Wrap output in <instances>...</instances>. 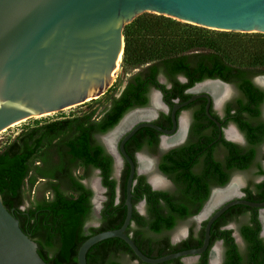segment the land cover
<instances>
[{"label":"trees","instance_id":"1","mask_svg":"<svg viewBox=\"0 0 264 264\" xmlns=\"http://www.w3.org/2000/svg\"><path fill=\"white\" fill-rule=\"evenodd\" d=\"M184 27L181 22L155 14H144L135 19L124 29V62L140 69L128 79L120 97L112 95L110 106L100 115L93 110L23 131L0 151L3 204L10 212L14 211L21 229L37 243L38 253L47 264H78L79 249L87 239L123 225L127 214L125 199L129 165L126 162L121 179L116 180L113 177V156L101 137L113 130L129 111L149 106L151 90H160L165 102L172 103L177 99H189L191 95L186 91L196 84L219 79L240 88L243 98L248 101L246 106L243 104L248 114L253 117L259 115L257 106L264 102V92L254 85L250 77L264 75V67L236 66L223 54L222 36L209 37L204 34V28L195 27L200 30L193 32L184 31ZM253 35L264 42V34ZM258 55L256 59L264 62V51ZM160 76L166 83L160 82ZM241 115L237 113L234 122L239 121ZM244 122L240 126L247 128L248 132L251 124ZM158 135L160 133L154 129L143 128L126 143L125 149L135 163L133 150L138 146V149L142 148L147 138H152L154 143ZM248 142L250 146L257 145L261 139L253 135L248 137ZM226 144L237 147L232 143ZM194 157L187 153L178 157L173 149L158 161V172L169 177L174 184V190L170 192L153 190L146 176H135L134 212L127 233L148 257L160 258L199 248L203 244L207 222L199 230L192 222L186 239L177 244L171 241V234L179 224L190 222L198 215L210 196L212 186L192 170ZM213 166L221 174L220 164L214 163ZM80 167L87 174L99 171L106 189L99 226L87 228L94 217V192L76 176ZM218 173L214 178L215 186H225L228 179L218 180ZM39 180H45V183L42 185L43 193L36 195ZM32 193L34 197H31ZM27 201L29 205L25 207ZM143 201L146 203L145 215L137 210ZM232 210L235 207L214 222L210 246L195 264H209L210 251L220 240L225 246L223 264H264L260 221L254 218L251 225H239L246 244V251L242 253L232 237L233 231L222 229L231 221ZM125 256L138 260L126 242L112 238L94 245L87 254V262L123 264L120 259ZM163 264L183 262L176 259Z\"/></svg>","mask_w":264,"mask_h":264},{"label":"water","instance_id":"2","mask_svg":"<svg viewBox=\"0 0 264 264\" xmlns=\"http://www.w3.org/2000/svg\"><path fill=\"white\" fill-rule=\"evenodd\" d=\"M144 13L172 18L192 29L200 27L225 32L264 34V0H0V132L33 117L59 113L104 96L113 84L119 58V68L122 66L125 52L124 29ZM208 82L220 83L230 88L219 79L198 83L191 91V98L173 107L171 130L152 122L157 117L156 114L153 118L135 122L125 131L116 150H111L105 138L114 133L131 113L148 110L136 108L102 137L118 165L124 160L129 165L125 199L127 214L119 229L98 233L81 245L78 264H88L89 250L112 238L126 242L144 264H163L176 259H183L187 263L197 261L210 246L212 225L231 207L245 205L264 209V202L231 200L242 195L238 188V195L225 200L204 220L207 223L201 247L160 258L145 255L127 233L134 212L135 176L146 172L137 167L129 156L125 149L126 143L143 128L154 129L167 136L173 135L177 129V110L200 98L208 100V116L221 126L209 113L211 100H215L213 93L196 90L197 86ZM156 93L160 94L163 102V94L153 89V96ZM117 174L119 175V170ZM155 175L167 182L160 174ZM149 183L154 190L161 188L155 187L151 179ZM227 189L228 187L215 189L194 219L199 223L204 222L201 217L210 206L215 193ZM13 213L14 211L10 212L4 206L0 195V264H47L38 253L37 243L21 229L20 222ZM187 236L188 228L182 229L174 236L173 242L178 243ZM214 248L216 247L212 251Z\"/></svg>","mask_w":264,"mask_h":264},{"label":"flooded vegetation","instance_id":"3","mask_svg":"<svg viewBox=\"0 0 264 264\" xmlns=\"http://www.w3.org/2000/svg\"><path fill=\"white\" fill-rule=\"evenodd\" d=\"M161 77L164 78L163 76H160L159 77L160 82L166 83V80L165 82L162 81ZM181 79H184V78H180V80ZM250 80L254 83V85L257 88H259L261 91L264 92V75L251 76ZM226 84L230 86L229 95L224 100L218 103L216 100L212 99L210 103V108H209L210 115L213 118H215L221 124V126L217 125L208 116V112H207L208 100L205 98H200L188 104L187 106L182 107L177 110L176 112L177 129L173 135L167 136L159 132L160 135H158L156 139L157 141L154 140V143H152L153 139L147 138L146 140H144L142 148L138 149L139 147L138 146L136 147L135 150H133V154L136 160L137 167H140V161H139L140 157L144 158L145 160L144 159L143 160L145 164L149 166V171L142 170L143 172H146L142 175L146 176L147 182L150 186L151 184L149 183V180L153 176H156L155 174H160L161 176L166 178L167 182L164 184V186H162L160 189L156 191L170 192L174 190V184L172 180L169 179V177H167L166 175L158 172L157 163L160 159L165 158V156L167 155L169 151L175 149L178 157L179 155L182 157L186 155V153L187 155L189 154V155L195 156L192 170L195 173V175H200L206 178L208 184L212 186L209 199L215 189L227 188V187L229 189L232 183L236 179H239V185H237L234 191L235 194L229 198H232L238 195V188H240V192L242 193V195L234 197L231 200L242 199V200H247V201L256 202V203L264 202V102L261 103L259 106H257L259 110V115L255 117L250 116V114H248L247 109L243 106V104L245 106L248 104V101L243 98L244 97L243 92L240 90V88H238L234 84H229V83H226ZM125 87L123 88V90L125 89ZM168 87H170V85H168ZM193 88L188 89L186 93L192 96L193 93L191 91L193 90ZM123 90L119 93V95L115 97L117 98L120 97ZM152 97H153V90H151L149 94V106L142 107V108L148 109L146 111L153 110ZM162 99H163V102L160 97V102L163 108L158 109L157 110L158 112L154 111L153 117L156 116V114H157V117L154 120H152V122L166 130H171L173 128V121H172L173 107L176 104H182L186 102L188 99L184 101L177 99V100H174L172 103L165 102L163 95H162ZM237 113L242 114L241 119L239 121L237 120V122H234L235 120L233 118H237L236 116ZM153 117H149V118H153ZM142 119H148V118H142ZM182 119H184V123H185L184 132L180 139H176L175 142H172L174 138L180 132V129L182 128L181 127ZM244 121H247L248 123L251 124L248 132H247V128L245 130L241 128L240 126V123L245 124ZM230 129H234V133L238 136V139H232L228 137V131ZM124 133L119 137L117 141H115L116 136H114V138L110 142V148L112 150H115L116 145L119 143ZM253 135L256 138H260L261 142L257 145L250 146L248 142V137L253 136ZM102 137H101V141L105 145V143L102 140ZM226 142L232 143L236 145L237 147L229 146L226 144ZM111 155L113 156V159H114L113 177L119 181L122 175L120 174V172H119V175L116 172L117 168L119 167L118 161L116 160L113 154ZM214 163L220 164L221 174L220 172L218 173L217 170L214 169V166H213ZM125 167H126V161L124 160L122 173ZM96 172H99V171H96ZM217 173L220 174L218 177V180L220 179L222 181V180L228 179L227 184L225 186H215L214 178ZM101 184H102V180H101ZM224 192H226V190ZM224 192H221V193H224ZM105 193H106V189H105ZM94 198L92 200L93 214H94V209H95ZM105 200H106V197H105ZM141 203H143L144 205V212L143 213L140 212L138 210V206H137V210L140 212V214L145 215L146 214V203L144 201ZM27 206L28 204L26 203L25 207ZM233 207H235V210H232V214L230 216L231 221L227 225L222 227V229L233 231L232 237L234 238L235 243L239 247V250L242 253H245L246 244L239 231V225L240 224L241 225L242 224L251 225V221L254 218H258V220L261 223V231L259 233V237L263 239L264 241V209L252 208V207H248L245 205H235ZM100 217H101V211H100L98 218L100 219ZM194 217L191 220H193V222L196 224L197 230H199L202 227V224L206 221L199 223L197 220L194 219ZM231 225L234 227V229L229 228V226ZM93 226H99V221H98V224L93 225ZM189 233H190V228L188 227V236H189ZM173 238L174 237H171L172 243L177 244L173 242ZM186 238L181 239V241ZM218 242H221L224 247L221 255L218 254V263H219V256H220V264H223L225 246H224L223 241L220 240ZM239 242H242L244 251L241 250ZM211 251L209 254V264H210V259H211ZM199 258L193 264L197 263ZM181 260L184 264L183 259Z\"/></svg>","mask_w":264,"mask_h":264},{"label":"rangeland","instance_id":"4","mask_svg":"<svg viewBox=\"0 0 264 264\" xmlns=\"http://www.w3.org/2000/svg\"><path fill=\"white\" fill-rule=\"evenodd\" d=\"M144 14H151V13H144ZM142 14V15H144ZM140 15V16H142ZM157 15V14H155ZM139 16V17H140ZM138 18V17H137ZM136 18V19H137ZM133 22V21H132ZM186 26V25H184ZM200 29H192L188 26L184 27V31H198ZM215 31V32H213ZM204 34H206L209 37H218L222 36L223 42V54L226 56V60L236 66L240 67H250V66H258V67H264V62L261 59H256V57L260 56L258 54H261L264 50V42H262L258 37L254 36L253 34L256 33H236V32H225V31H217V30H210L206 29L203 31ZM138 69L140 67H135L131 63L122 62L121 68L118 69L116 76L114 78L113 84L108 90V92L93 101H89L85 104L75 106L70 109H66L62 112L51 114L49 116H37L33 117L31 119L16 123L11 125L10 127L4 129L0 132V151L5 149L12 141H14L23 131H27L35 126L43 125L45 123H49L56 120H61L64 118L69 117H77L80 115H85L93 110H97V114L100 115L106 107L109 106L110 103V97L112 95H119V93L123 90L125 85L127 84L128 79L137 73ZM162 78V77H161ZM162 81L165 82V79L162 78ZM48 115V114H45ZM139 121V120H137ZM135 121V122H137ZM134 122V123H135ZM133 123V124H134ZM132 124V125H133ZM131 125V126H132ZM150 161V160H149ZM122 169H123V162H119V167L117 170H119L120 174L122 175ZM117 172V171H116ZM76 176L82 179V181L91 187L92 189H95L94 196V217L91 220V222L87 225V228L93 225L98 224V216L100 214V211L102 209L103 203L105 201V189L103 188L101 184L100 175L98 172H90L87 174L82 167L78 168L76 171ZM142 175V173H141ZM119 178V177H118ZM45 183V180H39L37 183L38 191L36 195H39L43 193V187L42 185ZM26 194L28 193V186L26 185L24 187ZM31 197H34V194H31ZM33 200V199H32ZM27 204L29 205V201H27ZM138 210L140 212H144V205L143 203H140L138 205ZM193 222V220H190V222H184L180 223L179 226L176 228V230L171 234V237L176 236L182 229L188 228L189 225ZM230 229H234V227L231 225L229 226ZM238 236V235H237ZM239 245L241 247V250L244 251V247L242 242H239ZM215 247H218V252L221 255L224 247L221 242L216 243ZM120 261L123 264H142L139 260H136L134 257L131 256H125L120 259ZM184 261V260H183ZM195 261L192 262H186L184 261V264H193ZM220 264V262L218 263Z\"/></svg>","mask_w":264,"mask_h":264},{"label":"bare ground","instance_id":"5","mask_svg":"<svg viewBox=\"0 0 264 264\" xmlns=\"http://www.w3.org/2000/svg\"><path fill=\"white\" fill-rule=\"evenodd\" d=\"M121 63V58H119L118 60V64H117V68H116V73L119 69V65ZM115 73V76H116ZM197 90H207L213 93L215 100L218 102L224 100L228 95H229V88L226 87L225 85H222L220 83H214V82H208V83H204L202 85L197 86ZM160 94H155L153 96V110H149V111H135L133 112V114L131 113L130 115H128L125 120L122 122V124L119 126V128L112 133L111 135H109L108 137H106V142L110 147V142L112 141V139L114 138V136H116V140L117 141L119 139V137L137 120H141L142 118H149V117H153V113L154 111H157L160 108H163L161 102H160ZM156 114V112H155ZM51 114L48 115H42L43 116H49ZM155 117V116H154ZM182 125H181V129L180 132L178 133V135L174 138V140L172 142H175L176 139H180L184 129H185V123H184V119H182L181 121ZM228 137L232 138V139H238V136L234 133V129H230L228 131ZM167 143V142H166ZM117 146V145H116ZM112 150V149H111ZM116 150V147H115ZM113 150V151H115ZM144 158H139L140 161V168L143 171H149V166H147L143 160ZM147 160V159H146ZM151 183L155 186V187H162L164 186L165 182L163 179H161L158 176H153L151 178ZM237 185H239V179H236L231 187L226 190V192L224 191H220L215 193V196L210 204V206L206 209V212L202 215L201 217V221H204L205 219H207L212 213L213 211L217 208V206L219 204H221L223 201H225L226 199H228L229 197H231L232 195L235 194V188L237 187ZM224 192V193H221ZM218 248H214L212 251V257H211V262L212 264H218Z\"/></svg>","mask_w":264,"mask_h":264}]
</instances>
